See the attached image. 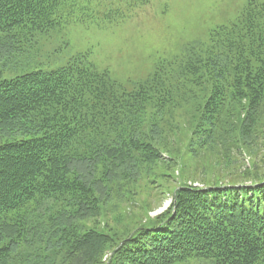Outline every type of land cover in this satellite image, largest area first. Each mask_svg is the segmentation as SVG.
<instances>
[{
    "label": "trees",
    "instance_id": "obj_1",
    "mask_svg": "<svg viewBox=\"0 0 264 264\" xmlns=\"http://www.w3.org/2000/svg\"><path fill=\"white\" fill-rule=\"evenodd\" d=\"M79 1L0 0V264H264V176L223 182L204 158L264 137V0L130 89L87 53L24 70ZM176 166L163 212L109 223Z\"/></svg>",
    "mask_w": 264,
    "mask_h": 264
},
{
    "label": "rangeland",
    "instance_id": "obj_2",
    "mask_svg": "<svg viewBox=\"0 0 264 264\" xmlns=\"http://www.w3.org/2000/svg\"><path fill=\"white\" fill-rule=\"evenodd\" d=\"M246 2L80 0L77 5L61 9L60 24L39 35L37 49L24 70L52 69L77 54L87 53L98 69L107 70L112 79L130 89L147 78L156 64L180 54L187 44L207 42L210 32L234 21ZM226 156L230 161L228 167ZM204 158L205 164L214 165L215 176H220L223 182L234 177L240 183L249 184L254 180L244 178L252 175L247 174L249 169L255 168L261 178L264 176V137L256 140L249 151L243 148L218 155L208 152ZM199 160V165H203V160ZM200 166L188 162L186 170L196 173L192 174L196 181L187 179V183L202 186L201 180L207 178ZM179 175V166H176L169 178L159 179L153 187L137 186L141 191L137 200L128 196L126 202L110 207L109 223L113 221L111 216L118 212L123 215V223L144 220L140 217L145 208L150 210V217L163 212L172 201V188L183 182Z\"/></svg>",
    "mask_w": 264,
    "mask_h": 264
}]
</instances>
